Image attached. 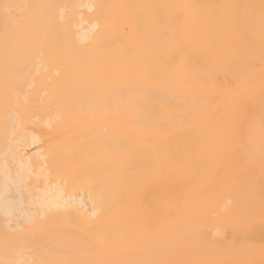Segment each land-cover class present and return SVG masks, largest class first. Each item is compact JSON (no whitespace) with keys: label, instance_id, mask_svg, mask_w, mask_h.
Returning <instances> with one entry per match:
<instances>
[{"label":"bare ground","instance_id":"6f19581e","mask_svg":"<svg viewBox=\"0 0 264 264\" xmlns=\"http://www.w3.org/2000/svg\"><path fill=\"white\" fill-rule=\"evenodd\" d=\"M263 116L264 0H0V264H264Z\"/></svg>","mask_w":264,"mask_h":264},{"label":"rangeland","instance_id":"374dc122","mask_svg":"<svg viewBox=\"0 0 264 264\" xmlns=\"http://www.w3.org/2000/svg\"><path fill=\"white\" fill-rule=\"evenodd\" d=\"M258 133H259V136H260L259 137V147L262 148L263 151H264V116L262 118L261 125H260ZM229 202H230L229 198H226L224 201L219 202V205H217L218 206L217 210L220 211V212L225 210L224 208H226L229 205ZM227 203H228V205L226 206ZM215 215H217V212H215Z\"/></svg>","mask_w":264,"mask_h":264}]
</instances>
